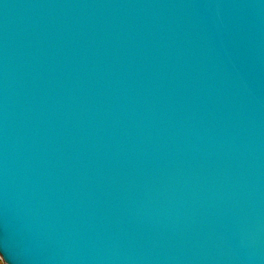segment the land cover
<instances>
[{"label":"water","instance_id":"obj_1","mask_svg":"<svg viewBox=\"0 0 264 264\" xmlns=\"http://www.w3.org/2000/svg\"><path fill=\"white\" fill-rule=\"evenodd\" d=\"M4 264H264V0H0Z\"/></svg>","mask_w":264,"mask_h":264},{"label":"rangeland","instance_id":"obj_2","mask_svg":"<svg viewBox=\"0 0 264 264\" xmlns=\"http://www.w3.org/2000/svg\"><path fill=\"white\" fill-rule=\"evenodd\" d=\"M0 264H3L2 260L0 259Z\"/></svg>","mask_w":264,"mask_h":264},{"label":"bare ground","instance_id":"obj_3","mask_svg":"<svg viewBox=\"0 0 264 264\" xmlns=\"http://www.w3.org/2000/svg\"><path fill=\"white\" fill-rule=\"evenodd\" d=\"M1 259V258H0ZM4 264V263H3Z\"/></svg>","mask_w":264,"mask_h":264}]
</instances>
